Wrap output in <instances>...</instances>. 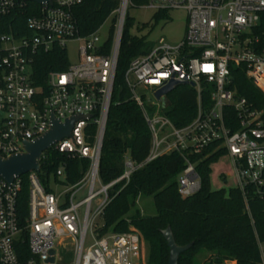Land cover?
I'll return each mask as SVG.
<instances>
[{
	"label": "built area",
	"instance_id": "2783aa9c",
	"mask_svg": "<svg viewBox=\"0 0 264 264\" xmlns=\"http://www.w3.org/2000/svg\"><path fill=\"white\" fill-rule=\"evenodd\" d=\"M80 2L0 0V16L33 4L24 22L27 34L0 32V155L23 152L25 141L49 128L50 116L59 122L72 117L69 135L49 148L86 162L74 183L50 179L47 188L40 184L37 171L27 172L26 214L21 219L16 209L20 176L11 182L0 177V264H51L47 262L49 250L55 243L62 246L63 238L72 246L70 264H144L136 232L99 234L97 228L102 226L108 189L169 152L179 153L184 160L176 175L181 197L192 195L200 186L194 163L186 154L203 150L206 156L219 152V157H227L233 186L242 190L250 183L264 196V110L231 86L232 70L239 68L264 97V0H146L135 5L155 12L182 9L185 26L176 43L158 38L146 52L133 56L123 71L126 98L138 107L149 143L141 161H133L125 151L121 173L107 183L99 179L98 162L121 31L132 3L119 0L107 36L100 39V26L88 34L79 33L72 7ZM69 40L78 42V61L61 71L47 72L42 91L31 79L34 54L52 46L64 49ZM176 80L183 83L154 95ZM182 85L193 88L195 110L177 126L165 111L170 105L168 94ZM203 90L206 104L201 102ZM63 169L64 163H59L53 174L62 181ZM218 177L224 179L221 172ZM52 186L62 190L56 192ZM82 189L83 195L75 200ZM87 234L90 241L86 244Z\"/></svg>",
	"mask_w": 264,
	"mask_h": 264
},
{
	"label": "trees",
	"instance_id": "16d2710c",
	"mask_svg": "<svg viewBox=\"0 0 264 264\" xmlns=\"http://www.w3.org/2000/svg\"><path fill=\"white\" fill-rule=\"evenodd\" d=\"M134 5L146 0H129ZM119 0H81L72 7V16L81 35L96 30L108 17L113 22L112 11ZM29 8L0 16V32L11 31L16 36L27 34L25 18ZM155 17L166 18V10L157 11ZM125 16L117 53L111 101L108 107L98 162V176L102 183L117 177L122 171L123 154L141 161L148 149L149 132L138 107L126 98L123 71L129 60L146 52L150 44L142 37L130 36ZM111 35V27L109 29ZM110 37V36H109ZM110 42V38L105 46ZM68 65L65 50L52 46L47 51H37L32 64V83L42 91L46 89L45 77L49 71H61ZM231 86L249 102L264 110V97L251 84L239 68L231 73ZM206 90L201 102L208 101ZM169 107L165 111L170 121L179 126L187 122L195 110L194 90L190 86H178L168 94ZM264 123V112L262 114ZM93 129L92 126L89 127ZM39 158L36 172L40 184L47 188L50 179L74 183L85 169L84 159H73L45 149ZM220 153L206 156V150L186 154L194 163L199 176V189L192 195L181 197L176 191V175L184 166L183 157L169 152L134 170L126 182L120 181L108 189V202L103 209L99 234L134 231L145 246L148 264H167L168 249L161 230L170 227L176 244L192 245L180 253L177 264H197L196 255L204 253L200 264H262L264 254V196H259L252 184L242 190L235 186L227 189H211L209 185L210 164ZM59 163H64L63 181L53 174ZM264 176V171H263ZM16 209L21 219L26 214L27 178L20 175ZM141 196H150L154 214L143 215L135 202ZM23 248V245H22ZM25 248V246H24Z\"/></svg>",
	"mask_w": 264,
	"mask_h": 264
},
{
	"label": "rangeland",
	"instance_id": "374dc122",
	"mask_svg": "<svg viewBox=\"0 0 264 264\" xmlns=\"http://www.w3.org/2000/svg\"><path fill=\"white\" fill-rule=\"evenodd\" d=\"M155 11L146 7L135 6L129 4L126 9L125 16L130 19V24L127 26V33L130 36L142 37L147 43L154 44L158 38H163L165 41L173 44L176 43L182 36L185 26V12L182 9H170L166 11V18L155 17ZM110 25V18L108 17L99 27L98 36L100 39H105ZM78 42L69 40L65 42L64 50L67 62L69 64L78 61ZM219 172L224 176V179L218 177ZM233 172L229 160L225 156H220L217 160L210 164L209 185L211 189L223 188L233 186ZM53 190L60 192L62 188L52 186ZM85 189L78 192L75 200H78ZM136 207L143 215L154 214V207L150 196H141L136 199ZM89 235L85 237V243H89ZM142 242L143 263L148 264L145 259V246ZM55 264H70L72 261V246L70 241L66 238L62 239V246L55 243ZM205 258L204 253L196 255V262L200 264ZM264 259V254L262 255Z\"/></svg>",
	"mask_w": 264,
	"mask_h": 264
},
{
	"label": "water",
	"instance_id": "95a60500",
	"mask_svg": "<svg viewBox=\"0 0 264 264\" xmlns=\"http://www.w3.org/2000/svg\"><path fill=\"white\" fill-rule=\"evenodd\" d=\"M36 3L42 0H28ZM180 80L170 81L168 85L157 90L154 95L158 97L161 94L168 93L175 85L182 84ZM73 118H66L63 122L50 116V126L40 136L31 141L24 142V151L13 153L8 156L0 155V177L6 182H11L14 177L23 175L29 171L39 170V158L41 153L49 148L55 141L69 135ZM161 235L165 240L168 257L167 264H177V257L180 253L188 249L192 242L179 245L176 244L169 226L161 230ZM48 263L54 262V249L49 250Z\"/></svg>",
	"mask_w": 264,
	"mask_h": 264
}]
</instances>
